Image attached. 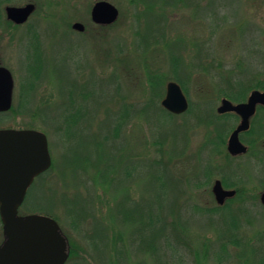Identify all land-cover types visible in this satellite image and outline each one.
Returning <instances> with one entry per match:
<instances>
[{
    "label": "rangeland",
    "instance_id": "rangeland-1",
    "mask_svg": "<svg viewBox=\"0 0 264 264\" xmlns=\"http://www.w3.org/2000/svg\"><path fill=\"white\" fill-rule=\"evenodd\" d=\"M97 1L100 0H10L11 3L8 4L36 5V11L26 24L10 30L9 34L0 30V66L8 68L14 77L13 106L16 107L23 102L24 105L29 104L27 107L37 108L41 114L34 119L27 111L20 116L3 113L0 116V129L36 128L48 131L49 145L50 142L53 144L51 156L55 165V170L46 180L35 181V186L28 193L27 209L26 211L23 209L22 214L44 212L52 215L49 212H53L61 219L60 225L65 229L70 243L72 242L71 251L73 244L78 254L73 259L70 258L67 264H113L111 260L115 247L111 245L106 247L104 241L99 245L96 244L99 243V238L96 239L94 233L100 234L104 230L118 234L117 237L119 233L121 234L118 250L122 254L115 264H197L193 252L195 249L200 251L202 256L208 249L201 258V264H219L215 261V252L218 250V242L221 241L220 231L224 226V218L221 219V215L225 216L224 221H227V224L243 218L241 226L247 225L234 228V233L243 235L241 247L229 244L228 253L224 256L225 260L222 264H252V257L259 254L255 246L264 243V207L258 197L261 193L259 188L264 183V168L262 169L263 166L261 167L259 162L250 159H246L245 162L243 158L231 161L218 158L210 154L209 148L204 146L208 139L207 127L215 131V123L210 124L211 121L217 120L213 108L217 111L223 98L216 94L219 90L229 88L228 84L232 83L230 74L235 70L236 73L244 75L245 86L256 76H261L264 80V0H167L168 4L160 10L165 11L168 17L166 20L163 16L160 24H157V16L153 11L151 16L145 15L147 11L144 3H140L138 12H141V15L138 22H135L137 10L131 0H106L116 5L121 15L117 25L106 30L105 33H100L92 25L91 9ZM1 8L6 18L5 6L1 5ZM75 22L82 23L86 27V32L74 30ZM2 27L1 29H4V26ZM30 28L34 29L32 33L29 32ZM146 31L156 35L160 33L155 37H158L163 44L158 47L151 46L147 53L143 51L137 53V44L140 40L143 42ZM171 44H177V50L173 49ZM36 49L39 50L38 55ZM172 50H176L174 54L182 51L181 57L186 64L182 67L184 71L182 77L186 80L188 91L185 87L183 89L188 95L191 106L194 105L196 108L199 105L197 108L200 117L197 118L207 124V127L199 128L200 123L193 116L186 119L175 118L174 123L169 124L171 119L162 115L159 118L161 124L164 127L169 125L174 134L167 129L157 131L148 116L138 115L133 117L122 138L124 158L127 155L128 159L138 160L145 165L160 157L158 150L162 147L160 141L162 136L166 141L168 139L167 143L164 140L163 147L164 145L167 147L173 141L177 150L185 146L190 139L184 157H180L176 162H165L169 184L174 183L178 191L185 189L184 194L177 199L181 218L185 222L184 228L170 226L166 234L171 237L170 241L174 242L177 239L174 229L180 231L182 228L188 229L192 243L189 242L190 248L183 247L178 253L166 251L161 259L162 262H158L152 259V254L141 248L140 243L148 240L147 233L145 231L141 234L134 233L135 225L132 222L124 224L121 220L125 219L126 214L128 215V210L137 208L135 202L142 201L143 205L149 203L151 205L153 194L150 191L149 180L152 169H143L134 180L126 179L123 170H119L120 181L114 183L113 187L109 186L105 191L100 189L102 180L96 178L94 168L90 166L82 171L77 170L76 166H71L65 169L62 155L65 154L67 159L73 162L79 154L94 152L101 131L108 132L105 127L108 125L109 115L119 109L120 100L116 96V91L120 88L119 96H126L128 101L135 104L140 96L143 97L136 86L137 77L144 72L146 61L140 60L137 56H147V61L154 63L158 67L156 69L167 76L172 74L169 68L171 59L169 52ZM200 53L203 55L199 56ZM36 56L42 61L41 74L37 80L28 70L29 66L35 65ZM126 57H135L132 61L135 69L132 72L124 69L123 59ZM203 64L208 68L205 79L201 76L204 74ZM221 67L223 69L219 70ZM220 72L223 73L222 79L218 74ZM30 80L34 82L31 86ZM72 91L80 101L87 91L93 93L83 100L90 113L89 129L86 130L85 137L80 139L81 147H78L79 141L74 140L64 152V149H61L62 145L61 148L59 147L61 138L57 133L52 132L50 125L58 124L57 108L64 105ZM204 98H208L209 101ZM45 110L46 114L51 115L50 118L47 115L45 118ZM254 122L256 123L254 135L249 137L244 135V137L246 140L262 138L258 142V151L263 152L264 113ZM217 123L221 126L226 122L217 120ZM239 123L240 120H236L234 123L231 122L230 126L226 124V129H230L234 124L233 131ZM115 150L118 149H114L113 154L117 152ZM115 154L116 161H119L120 151ZM208 162L214 167H212L213 171L216 170L220 174L216 173L211 186L196 188L192 183L183 181L184 175L188 176L186 178L188 182L191 179L193 182L197 174L203 179L202 169ZM222 177L230 182H237L234 189L249 183L246 195L232 202L233 205L238 206L243 199L249 204L248 212L241 215L236 207H232L223 211V214L194 215L190 210L193 204H200L203 207L218 205L212 194V187L214 181L222 180ZM153 187L154 189L157 187L162 192L161 202H164L166 200L164 188L159 184L156 186L155 183ZM190 191L193 194L190 196L194 197L192 200L189 198ZM253 196L255 198H252ZM77 202L84 206L82 209L86 217L75 221L74 212L71 216L64 214L67 208L71 207L74 210ZM120 203H124L126 207L120 211L119 216L117 206L121 209ZM132 217L137 218L138 214L134 211ZM247 220L251 223L244 222ZM71 221H75L74 224H78V227L70 226ZM185 234L182 233L183 236ZM2 239L0 230V243ZM249 239L254 244L253 247L246 248ZM246 259L250 261L247 262Z\"/></svg>",
    "mask_w": 264,
    "mask_h": 264
},
{
    "label": "trees",
    "instance_id": "trees-1",
    "mask_svg": "<svg viewBox=\"0 0 264 264\" xmlns=\"http://www.w3.org/2000/svg\"><path fill=\"white\" fill-rule=\"evenodd\" d=\"M168 2L169 1L167 0H131L133 7L136 8L137 10V13L135 14V22L136 21L138 22L139 17H140L139 15H141L140 14L141 12L140 13L138 12V9L141 6L140 3H144L146 5V11L148 12V13L146 12L145 15L149 14V16H151L152 15L151 12L153 11V14H156L157 16L156 17L157 24H160L161 18H163V16H165V18L168 17L165 11L161 12L160 10L162 7L165 8ZM9 3H11L10 0H0V8H1V5L3 7ZM92 25L94 26V29H96L100 33H103V32L105 33L106 30L116 26L117 23L111 26H100V25H95L93 23ZM137 25H140V24L137 23ZM2 26H4V29H1L3 28ZM18 27L19 26H16L12 22H10L7 19V17L5 18L3 16L2 8H1L0 30H3L4 33L6 32L7 34H9L10 30L16 29ZM150 28H153V27L150 26ZM153 29H157V28H153ZM33 30L34 29L30 28L29 32L32 33ZM158 35L153 34L152 32L149 33L146 31L143 35L144 44L141 40L137 44V47H136L137 53L141 51L147 53L149 52L151 46L157 45L158 47L159 45H162L163 43L161 44L160 39L158 37H155ZM165 40L166 39L164 38L163 41H164V45L166 46ZM171 47H173V49L176 48L177 50V44H174ZM175 51L172 50L169 52L170 57H171L169 68L170 70H172V74L167 75V76L165 74H162V72H159V70L156 69L158 67L154 63H149V61H147V58H148L147 56H137L140 58V60L144 59L146 61L143 67L144 72L142 74H139L137 77L138 85L136 86L138 88L139 93L141 92L143 94V97L141 98L140 96V99L135 104V102L128 101L126 96H119L120 91H121V89L119 88L116 91V94H117L116 96H118L120 100L119 109L118 111L109 115V118L107 120L108 125L105 127L108 129V132L103 133V131H101V133L99 134L100 140L96 142L95 144L96 149L94 150V152H87L85 154H79L76 156V160L73 162L72 160H68L65 154L62 155V158H63L62 161L64 163L65 169L71 166H76L77 170L81 169L82 171H85L90 166L94 168V170L96 171V174H95L96 178H99L100 180H102L99 185L100 189L105 190V191H107L109 186H112L117 181H120L121 178H118L119 170L121 171L123 170L124 175H125L124 177L126 179L134 180L136 176L141 174L143 169L145 168L152 169V172L150 173V180H149L150 184L152 185V186L150 185V191L153 194V200H152L151 205L150 203L148 205H143L142 201L135 202V205L137 208L135 210L133 209L128 210L127 211L128 215L126 214L125 219L124 220L121 219V220L124 222V224L132 222L135 225V228H133L134 233L141 234L143 233V231L147 233L148 240L140 243L141 248L143 247V249H145L146 252L152 254L153 255L152 259H155L158 262L159 261L162 262L161 259L162 257H164V254L166 251H169V253H178L183 247L190 248L188 247L190 246L189 242L192 243L190 232H188V229H185V230L183 229L184 228L183 223L185 224V222L181 218L180 211H179L180 206H179V203L177 202V199L180 197V195L184 194L185 189H181L178 191L176 190V185L174 183L172 184V182H170L169 184L168 175L166 173L167 171H166V166H165V162L167 161L168 162L170 161L171 163L173 161L176 162L178 159H180V157L185 156L188 150V146L190 145V139L188 140L185 146L177 150L175 148V142L172 143L173 141L167 147H165V145L163 147V143L166 138L162 136V140H160L162 147L158 150V154H160V157L156 158L154 161L152 160L151 163H148L147 165H145L143 164V162L141 163L138 160L134 161V160L128 159L127 155L124 158L125 153L124 151H122L124 149V146H123L124 141L122 138H123L125 131L128 130V126L130 122L133 120V117L138 116V115L148 116V119L153 123L157 131L164 130V129L172 131L169 125H166L164 127L163 124H161L160 122L161 120L159 118L162 115L167 116L171 119L169 121V124H173L175 118L186 119V117L193 116L194 118L197 119L198 123H200L199 128H201V126L207 127V124H205L203 121H200L198 119L200 117V112L198 111L199 108H197L199 105L196 106L197 110L195 106L193 105V107L191 106L190 110L187 113L182 114V115H174L168 112L167 110H165L161 105V101L166 93V85L169 81H172V80L177 81L178 83L182 85L183 88L185 87L186 90L188 91L186 80L184 77H182L184 75V71H182L183 70L182 67L186 65L183 62V58L181 57L183 56L182 51L180 50L181 52L179 53L177 52L176 54H174ZM35 52L38 55L39 50L36 49ZM171 52H172V55H171ZM201 55L203 54L200 53L199 56ZM133 59L135 60V57L134 58L126 57L125 59H123V62L125 64L124 69H128L129 72H132L134 71L133 69H135V67L132 64ZM203 67L204 68H202V72L204 74H202L201 76H203L202 78L205 79L206 78L205 72L206 70H208V68L204 64H203ZM220 69H223V68L221 67L219 68V70ZM28 70L34 79L36 80L39 79V75L41 74V70H42V61L39 56H36L35 65L29 66ZM222 72L218 73L221 79L223 77ZM230 75H231L230 78H231L232 83L228 84L229 88L227 90H219L216 95H219L224 98H228L235 103H239V102L246 101L249 93L252 90L254 89L263 90L264 89V80L261 79V76L259 77L256 76L255 79H253L250 82V84L245 86L244 75H242L241 73H236L235 70H234V73ZM134 80L136 81V79ZM33 83L34 82H32L31 80L29 81L30 86ZM213 86H215V84ZM74 92L72 91L70 93L69 95L70 97L68 96V100L64 103V105H62V107L60 106L59 108H57L59 111L58 124L50 125V127L53 130L52 132L57 133L59 137L61 138L60 140L61 143L59 144V147L61 148L60 145H62L61 149L62 150L64 149V152H66L65 150L68 148V145L72 144L74 140L79 141L78 147H81L82 144L80 145V139L85 137L87 133L86 130L89 129L88 119L90 118L89 117L90 113H88L89 111L88 106L85 102H83V100H86L87 97L89 95H92L93 93L92 92L88 93L87 91L85 95L83 96L82 100L80 101V100H77V97L75 96ZM207 99L208 98H204V100L209 101ZM24 104L25 103L21 102L16 107L13 106L11 111L8 113L11 115L13 114L14 116H20L21 114L24 113V111H27L31 118L35 119L38 115L40 116L41 113H39V110H37V108L32 109L30 107H27L29 104L27 105H24ZM263 109L264 108H261L260 112H262ZM41 111L44 113L42 109ZM213 112L217 120L224 121L226 123L220 126L217 123V120L216 122L214 121L210 122V124H212V122L213 124L215 123L214 124L215 131H213V129H211L210 127H207L208 130L206 133H207L208 139H207V143L205 144L206 146L204 147L209 148L210 154L212 153L214 156H217L218 158L231 161L232 158H231V155L226 150V144H227V137L229 136L230 131H232L234 124L228 130L226 129V126L229 124L231 125V122L234 123L236 120H238V117L235 114L219 115L214 110V108H213ZM205 113H209V112L205 111ZM260 114L257 115V117H259ZM2 115L3 114H0V116ZM46 115L48 116V118H50L51 116V115L46 114V110H45V118H46ZM54 119L55 118H53V120ZM46 123L47 121H45V124ZM255 125L256 123L253 122L252 129L250 132L247 133V135H254ZM33 129H36V128H33ZM41 130L49 136L48 131L43 130V129ZM167 141L165 140L166 143ZM256 142H257L256 140H252L251 144L255 145ZM253 145H252V148H254ZM125 146H126V142H125ZM52 148H53V144L50 142V149H51L50 152H52L53 150ZM114 149H118L115 151L117 152L120 151L121 153L120 154L121 159L119 161H116L115 153L117 152H115L114 154L112 153ZM180 151L181 153H179ZM163 156L165 158L167 157V160H165ZM209 163L210 162L206 163L203 169L201 168L202 173H203V179H201L200 175L197 174L196 178L193 179L194 180L193 182H192V179L190 180V182H188L186 179L188 176L184 175V177L182 178L183 181H185L186 183H192L193 186L196 188L198 187L206 188L208 186H211L214 178L216 177V173L217 174L219 173L216 170L213 171L214 167L212 166V164H209ZM54 170H55V165L53 163L52 168L48 170L47 172H45L44 174H42L36 180H40V179L46 180V178L49 177ZM222 181H223V184L227 188H233L235 187V185L238 184L235 181L230 182L224 177H222ZM153 183H155L156 186H158L159 184V186L164 188V191H166L165 196H164L166 200L164 202H161L162 197H163V195L161 194L162 192H160L157 187L156 189H154ZM34 186H35V183L31 187V189H33ZM181 187L182 186H180V188ZM237 190H238V198L242 196L244 197L246 193V189H243V187H239ZM190 195H193L192 191H190V194H189V198L192 200V198L194 197ZM129 198L130 196L128 195V199ZM28 199L29 198L27 197L25 205L20 211L21 213H23L22 212L23 209L24 211H26L27 209L26 203H28L27 201ZM235 200L236 199L229 200L224 206L217 205L215 207H208V206L203 207L200 204H193L191 205L190 210L194 212V215L196 214H200V215H210L211 214L212 215V214H218V213L223 214V211L229 210L232 207H236L238 210V213H240L241 215L247 213L248 204L245 203L244 200L242 199L240 202L238 201L239 205L235 206L232 204V202ZM125 201H128V200H125ZM69 203H70V200H69ZM120 205H121V209H119L117 206L119 216L121 214L120 211H123L126 207L124 203H120L119 206ZM83 207L84 206H82L79 202H77V204L74 205V210L71 207L67 208L64 215L71 216V214L74 212V216L76 215V219L74 218L75 221L81 219L82 217L84 218L86 217V214H85L84 209H82ZM134 211L138 214L137 218L132 217ZM49 213H51L52 215L48 213H44V212L41 214L51 216L55 218L59 223L61 222V219L56 214H54L53 212H49ZM222 218L225 219V216L221 215V219ZM224 219H223L224 226H223L222 231H220L221 241L218 242L219 247H218V250L215 252V261L218 262L219 264H222L224 262L225 260L224 256L228 253L229 244L235 247H241V240L243 239V235L234 233L235 232L234 228L238 226L242 228L247 225V224L246 225L243 224L241 226V224L243 223V218H238L236 221H233L230 224H227V221L225 222ZM240 220H242V222H240ZM75 221L73 222L71 221L70 226L74 225L77 228L78 224H74ZM244 222L251 223L250 220H247ZM140 223H141V226H140ZM170 226H176L177 228L183 227L181 231L178 229H174V235L177 238L175 239L174 242L170 241L171 237L166 234L168 230L167 228ZM0 230L2 232L1 218H0ZM182 233L183 234L186 233L185 234L186 236L185 235L183 236ZM116 235L118 234L116 233L111 234V232H109L108 230H104V232H101L100 234H97L96 232L94 233V236L96 237V239L99 238V243H96L97 245H99L101 241H104V244L106 247L107 246L109 247V245H111L112 247H115L114 248L115 253L113 254L112 260H111L113 264L117 263V258L122 254L120 253L121 251L118 250V241L120 240L119 237L121 234L119 233L118 237ZM253 244H254L253 241L249 239V241L246 244V248L248 246L253 247ZM207 250L208 249H206V251L203 252V256L201 252L198 251L197 249L193 251L197 264H201L200 263L201 258L205 256V254L207 253ZM253 251H256V249H253ZM76 255L78 254L75 250V246L72 244L71 259H73V257ZM256 256H254V258ZM254 258L251 259L252 264H264V262L260 261V259L258 258L254 259ZM246 260L247 262L250 261L248 259Z\"/></svg>",
    "mask_w": 264,
    "mask_h": 264
},
{
    "label": "water",
    "instance_id": "water-1",
    "mask_svg": "<svg viewBox=\"0 0 264 264\" xmlns=\"http://www.w3.org/2000/svg\"><path fill=\"white\" fill-rule=\"evenodd\" d=\"M33 3L25 6H7V18L15 24L26 23L35 12ZM93 22L101 25L115 23L120 16L116 6L97 2L91 11ZM73 29L84 31L85 26L76 22ZM14 78L9 69L0 66V112H8L13 106ZM264 106V91L254 90L247 102L234 104L224 98L218 108L219 114L234 112L241 122L228 140L232 155L244 154L248 147L240 140V134L250 129V120L257 107ZM162 106L173 114L189 110V101L175 81L167 84ZM53 164L49 140L44 132L34 129L0 130V217L3 224V241L0 245V264H66L71 254L69 238L52 217L31 214L22 216L19 210L35 179L48 171ZM213 193L219 205L236 195L235 190L224 188L216 180ZM264 204V193L262 195Z\"/></svg>",
    "mask_w": 264,
    "mask_h": 264
},
{
    "label": "flooded vegetation",
    "instance_id": "flooded-vegetation-1",
    "mask_svg": "<svg viewBox=\"0 0 264 264\" xmlns=\"http://www.w3.org/2000/svg\"><path fill=\"white\" fill-rule=\"evenodd\" d=\"M261 108H264V106L258 107L256 114L251 119L250 129L248 131H246V132L241 133V135H240L241 142L248 147V151L246 153H244V154H239V155H236V156L233 155V156H231V158H232V160H238L239 158H241V159L243 158V160H245V162L247 161L246 159H250L253 162H259L260 165H261V167L263 166L262 167V169H263L264 168V156H263L264 155V148H263V152H259L258 151V145H259L258 142L261 141L262 138H260V139H258V138L253 139V140H256L257 141L256 144L253 145V144H251V141L252 140H246L245 137H244V135L245 136H248V137L249 136H252V135H247V133L251 131V129H252V121L254 122L255 118H257V115H259L260 113L261 114L264 113V109H263L262 112H260ZM261 114H260V116H261ZM239 119H240V117H239ZM252 145L254 146V148H252ZM260 155H262V156H260ZM248 184L244 183L243 186H242L243 189H246V192L248 190V188H247V185ZM259 189L261 190V193L258 196L259 197V202L264 207V204L262 203V200H261L262 195L264 193V183L262 184V186ZM231 190H235L236 191V195H235V197L231 198L230 200L238 198V190L237 189H234V188H231ZM245 195H246V193H245ZM252 198H255V197L253 196ZM263 242H264V240H263ZM255 247L257 248V250L259 252V254H257V256H258L257 258L260 259V261H263L264 262V243L263 244H258V246H255ZM252 258H254V257H252Z\"/></svg>",
    "mask_w": 264,
    "mask_h": 264
}]
</instances>
